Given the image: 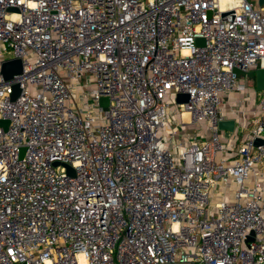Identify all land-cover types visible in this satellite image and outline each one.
<instances>
[{
    "label": "built area",
    "instance_id": "obj_1",
    "mask_svg": "<svg viewBox=\"0 0 264 264\" xmlns=\"http://www.w3.org/2000/svg\"><path fill=\"white\" fill-rule=\"evenodd\" d=\"M11 59L0 264H264V90L217 125L264 67V1L0 0Z\"/></svg>",
    "mask_w": 264,
    "mask_h": 264
},
{
    "label": "water",
    "instance_id": "obj_2",
    "mask_svg": "<svg viewBox=\"0 0 264 264\" xmlns=\"http://www.w3.org/2000/svg\"><path fill=\"white\" fill-rule=\"evenodd\" d=\"M263 1L264 0H260V3H262ZM197 42L199 44L202 43V39L199 38ZM21 70H22L21 61L19 59H11V60H8L2 63L0 71H1L3 78L8 79L13 74L20 73ZM234 72L238 77H246L250 80H253L255 83L256 91L264 90V67L255 68L249 71L234 69ZM17 93H18V90L13 94V97L17 95ZM187 99H188V96L184 94H179L177 96L178 102H185L187 101ZM100 102L101 104L106 105L107 99L101 98ZM0 124L6 125L7 121L0 120ZM217 125H218V128L223 131L224 137L228 138L235 128V120L232 118L221 119L218 121ZM259 142H260L259 139L256 140V143H259ZM57 164L58 163L55 162V165ZM67 170L70 175H73V170L70 167H68Z\"/></svg>",
    "mask_w": 264,
    "mask_h": 264
},
{
    "label": "crops",
    "instance_id": "obj_3",
    "mask_svg": "<svg viewBox=\"0 0 264 264\" xmlns=\"http://www.w3.org/2000/svg\"><path fill=\"white\" fill-rule=\"evenodd\" d=\"M247 79V84H248V88L246 91H243V92H238V91H233V92H230V93H227V94H224L223 95V99L224 97L226 98H232V99H237V103L235 104L236 106H229L227 110H225L223 108V103L221 105V109H220V115H222L223 117L225 118H236L237 115H235L234 113L231 112V109L232 108H238V109H243V110H248L249 108H252L254 107L256 104V89H255V83L253 80H250L248 78ZM250 81H253L254 83V89L250 90L249 88V82ZM223 101V100H222ZM190 125L192 124H188L185 126V130L184 128L181 129V132L182 134H185L187 138H191L195 133L196 131L192 128V127H189ZM198 128V126L196 127V129ZM189 130H191V132H189ZM194 130V131H193Z\"/></svg>",
    "mask_w": 264,
    "mask_h": 264
},
{
    "label": "rangeland",
    "instance_id": "obj_4",
    "mask_svg": "<svg viewBox=\"0 0 264 264\" xmlns=\"http://www.w3.org/2000/svg\"><path fill=\"white\" fill-rule=\"evenodd\" d=\"M249 88H250V90L254 89V83H253V81H250L249 82ZM236 103H237V99L234 100L232 98L229 99V98L224 97V99H223V108L225 110H227L229 106H236L235 105ZM172 105H174V102L172 103ZM175 126H177V123L175 121V117H171L170 118V116H169V122L167 124V127L164 129L165 130V133L167 134L169 132V129L170 128H173ZM189 127H192L196 131L197 124L194 123V124L190 125ZM189 132H191V130H189Z\"/></svg>",
    "mask_w": 264,
    "mask_h": 264
},
{
    "label": "bare ground",
    "instance_id": "obj_5",
    "mask_svg": "<svg viewBox=\"0 0 264 264\" xmlns=\"http://www.w3.org/2000/svg\"><path fill=\"white\" fill-rule=\"evenodd\" d=\"M187 113H183V118L186 119L187 118Z\"/></svg>",
    "mask_w": 264,
    "mask_h": 264
}]
</instances>
